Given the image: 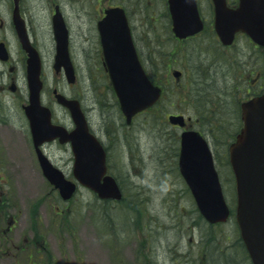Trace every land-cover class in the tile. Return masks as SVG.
I'll list each match as a JSON object with an SVG mask.
<instances>
[{
	"label": "flooded vegetation",
	"instance_id": "obj_1",
	"mask_svg": "<svg viewBox=\"0 0 264 264\" xmlns=\"http://www.w3.org/2000/svg\"><path fill=\"white\" fill-rule=\"evenodd\" d=\"M224 1L226 10L218 22L215 0H0V93L24 91L28 96L27 69L32 53L36 55L41 66L42 101L51 109L53 123L69 131L76 128L68 109L60 106L67 119L56 118L49 102L57 90L79 102L89 132L106 153L109 170L110 155L122 135L137 117L170 93L192 105L195 112L193 116L180 112L167 116L183 117L186 122L184 128L173 125L181 131L179 149L181 134L195 130L206 140L217 169L231 170L230 148L244 127L243 106L264 98V26L256 24L253 17L259 13L252 11L244 14V20L256 33L262 32V41L243 30L235 31L241 0ZM62 42L67 43L77 79L67 86L70 92L50 87L47 81L50 73L65 79L68 72L57 61ZM108 56L117 58L122 69L132 68L138 61L162 91L158 103L137 114L128 129L110 77ZM85 73L89 85L85 84L86 96L82 98L75 88ZM203 122L209 123L207 131L193 127L192 123ZM28 134L32 144L30 131ZM52 146L71 152L70 144L60 145L59 141L45 144L43 151L47 154ZM52 161L60 169L74 167L73 158L63 165ZM176 161L178 168L179 152ZM2 183L8 184V180L0 171V264H30L33 251L39 250V244L30 249L36 231L40 235L39 214L36 209L25 210L20 218L23 227H18L19 214L11 213L15 207ZM53 190L59 196L58 190ZM33 217L37 220L32 221ZM41 248L45 254L47 246ZM42 261L46 264L44 257ZM249 261L252 264L250 257Z\"/></svg>",
	"mask_w": 264,
	"mask_h": 264
},
{
	"label": "rangeland",
	"instance_id": "obj_2",
	"mask_svg": "<svg viewBox=\"0 0 264 264\" xmlns=\"http://www.w3.org/2000/svg\"><path fill=\"white\" fill-rule=\"evenodd\" d=\"M47 81L50 87L71 91L62 77L50 73ZM85 84L89 85L88 73L79 76L75 88L82 98L86 96ZM45 94L48 100L47 90ZM26 98L24 91L0 93V171L8 180L2 185L15 207L11 213L19 214V219L27 209L39 214L40 235L36 231L30 249L39 244L40 252L33 251L30 264H45L43 257L46 264L52 260L53 264H251L236 224L232 172L219 168L234 214L225 224L211 227L199 214L176 166L181 131L170 125L167 116L177 112L193 116L192 105L166 93L160 104L137 117L129 129L125 123L128 130L110 155V172L123 190L121 201L101 202L81 188L66 203L40 170L22 110ZM49 103L56 118H68L54 99ZM192 124L196 130L209 128L208 122ZM47 151L62 165L73 158L67 148L52 146ZM62 170L71 177L70 168ZM21 220L16 223L20 228ZM36 220L33 217L32 221ZM43 245L48 247L45 254ZM37 253H42V258Z\"/></svg>",
	"mask_w": 264,
	"mask_h": 264
},
{
	"label": "water",
	"instance_id": "obj_3",
	"mask_svg": "<svg viewBox=\"0 0 264 264\" xmlns=\"http://www.w3.org/2000/svg\"><path fill=\"white\" fill-rule=\"evenodd\" d=\"M216 3L218 10H224V3L220 0H216ZM240 9L239 18L243 14V20L237 21L235 29L247 31L257 41H262V37H259L262 32L256 33L254 26L244 20V14L252 11L259 13L253 19L257 25L264 26V0H242ZM219 12L218 19H222ZM107 59L110 64L116 62L111 68V77L126 121L130 124L134 115L151 107L159 99L161 90L150 83L138 63L132 67V73H127L126 68L122 72L117 58L108 56ZM67 79L74 83L75 75L67 73ZM28 83L29 104L23 109L40 166L48 181L60 190L64 200H69L76 192V184L65 179L64 174L49 162L39 148L44 142L59 137L62 143H72L76 180L93 190L100 199L120 201V187L112 176L107 175L105 152L89 135L77 103L56 94L58 103L71 110L77 123L75 131L69 134L63 127L51 124V113L40 102V64L33 53L29 60ZM243 118L244 129L230 151L236 180V221L253 264H264V99L246 104ZM170 122L181 127L185 125L182 117H170ZM179 167L203 218L212 225L227 222L231 209L224 197L211 152L199 133L186 132L182 135Z\"/></svg>",
	"mask_w": 264,
	"mask_h": 264
}]
</instances>
